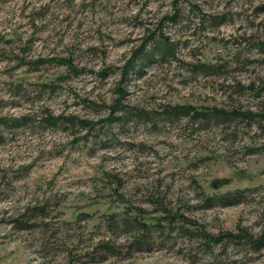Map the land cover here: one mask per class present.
<instances>
[{"label": "rangeland", "instance_id": "374dc122", "mask_svg": "<svg viewBox=\"0 0 264 264\" xmlns=\"http://www.w3.org/2000/svg\"><path fill=\"white\" fill-rule=\"evenodd\" d=\"M245 232L264 245V0H0V264H264Z\"/></svg>", "mask_w": 264, "mask_h": 264}, {"label": "trees", "instance_id": "16d2710c", "mask_svg": "<svg viewBox=\"0 0 264 264\" xmlns=\"http://www.w3.org/2000/svg\"><path fill=\"white\" fill-rule=\"evenodd\" d=\"M162 41H163V44L161 46V49L159 50V54L162 58H165L167 55L173 54L174 49H173L170 41H168L165 38H163ZM141 49H142L141 45L139 47H136L135 51H134V55L136 52L139 53V51ZM131 58L132 57H129L128 61H131ZM136 58L137 57H135V59ZM139 58L143 59L144 57L142 55ZM170 107L171 108H169V109L172 110L174 113L191 114V115H195L196 117H198V115H200V114H203L202 118L203 117H209L210 115H214L215 117H227L230 113H234V112L236 113L237 112V110H234V109L232 110V109H227V108L217 107V106L212 107L208 111L206 109L196 110L189 103H177V104L170 106ZM245 113H247V111ZM2 119H4V118L2 117ZM242 196H243L242 190L238 189L232 193L231 192L230 193H228V192L222 193L217 198H215L214 196H211V197L207 196L208 197L207 200H208V202H210V203H208L209 206H212V205L216 204L217 202H222L225 204H232V203H235V202L242 200ZM133 222H138V224L140 222V224L142 225V226L140 225L142 229H144V226H146L144 221L142 222V221L137 220V219H132V220L131 219H125V221H124L125 225H129V223L134 224ZM200 232L202 234H204V236H206V237L207 236L211 237V235H207V233L205 231H200ZM227 236H231V237L240 236V234L228 232ZM241 236H243L247 240V242L255 244L256 248H261L262 246H264L262 243L263 237L254 238L252 235L248 234L247 232L241 233ZM209 239H211V238H209ZM140 240L141 239L139 237L135 236L133 242H139Z\"/></svg>", "mask_w": 264, "mask_h": 264}]
</instances>
